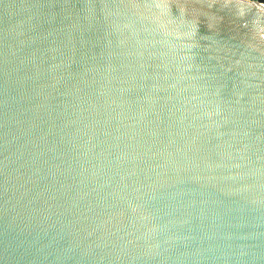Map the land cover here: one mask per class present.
<instances>
[{
  "label": "water",
  "instance_id": "1",
  "mask_svg": "<svg viewBox=\"0 0 264 264\" xmlns=\"http://www.w3.org/2000/svg\"><path fill=\"white\" fill-rule=\"evenodd\" d=\"M259 3L0 0V264H264Z\"/></svg>",
  "mask_w": 264,
  "mask_h": 264
},
{
  "label": "built area",
  "instance_id": "2",
  "mask_svg": "<svg viewBox=\"0 0 264 264\" xmlns=\"http://www.w3.org/2000/svg\"><path fill=\"white\" fill-rule=\"evenodd\" d=\"M255 1H261V2H264V0H255Z\"/></svg>",
  "mask_w": 264,
  "mask_h": 264
},
{
  "label": "bare ground",
  "instance_id": "3",
  "mask_svg": "<svg viewBox=\"0 0 264 264\" xmlns=\"http://www.w3.org/2000/svg\"><path fill=\"white\" fill-rule=\"evenodd\" d=\"M259 4H261V3H259ZM261 5H264V4H261Z\"/></svg>",
  "mask_w": 264,
  "mask_h": 264
}]
</instances>
